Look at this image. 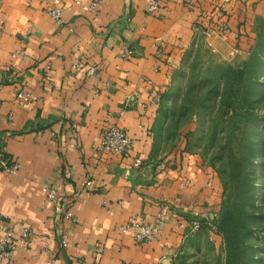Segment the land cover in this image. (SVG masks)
<instances>
[{
	"label": "crops",
	"instance_id": "0c3cea01",
	"mask_svg": "<svg viewBox=\"0 0 264 264\" xmlns=\"http://www.w3.org/2000/svg\"><path fill=\"white\" fill-rule=\"evenodd\" d=\"M188 1L194 8L159 0L151 14L146 0H101L95 11L82 8L90 0H61L71 7L57 24L47 3L0 0V151L19 163L15 175L0 170V213L15 224L16 245L0 264H178L187 232L179 223L205 215L219 192L198 162L152 157L163 94L196 27L224 21L231 40L251 13V0ZM124 47L133 50L128 58ZM20 48L26 58L15 54ZM75 64L97 71L86 76ZM20 90L30 93L28 102L16 98ZM107 125L131 137L130 158L93 154ZM134 157L144 165L132 166ZM43 183L70 202L74 223L54 212ZM132 219L158 225L159 234L135 242L117 229ZM20 221L32 229L28 243L19 238Z\"/></svg>",
	"mask_w": 264,
	"mask_h": 264
},
{
	"label": "rangeland",
	"instance_id": "374dc122",
	"mask_svg": "<svg viewBox=\"0 0 264 264\" xmlns=\"http://www.w3.org/2000/svg\"><path fill=\"white\" fill-rule=\"evenodd\" d=\"M250 6L231 40L196 27L163 94L152 157L198 162L219 192L185 218L178 264H264V0Z\"/></svg>",
	"mask_w": 264,
	"mask_h": 264
},
{
	"label": "built area",
	"instance_id": "2783aa9c",
	"mask_svg": "<svg viewBox=\"0 0 264 264\" xmlns=\"http://www.w3.org/2000/svg\"><path fill=\"white\" fill-rule=\"evenodd\" d=\"M32 1V0H31ZM49 4L46 9L47 14L50 18L57 24L63 23V13L66 9H70L71 6L62 4L61 0H39ZM215 2L218 0H214ZM101 0H90L86 5H82V8L86 11H95ZM185 7L192 9L195 3L188 0H181ZM75 3H79V0H75ZM160 7L159 0H146V11L153 14ZM206 16H211V14H206ZM211 19V18H210ZM96 20V18H94ZM213 28L222 35H225L228 27L223 21L219 24L215 23ZM15 54H21L23 58H26L24 49H18ZM133 54V50L130 47H124L122 51V57L128 58ZM8 69H13V65H9ZM46 73L48 67L46 68ZM74 70L76 72L83 71L86 76H94L97 71L96 65H89L83 69L82 64H75ZM16 98L22 102H28L30 100V93L25 90H20L16 93ZM156 101L159 100L158 96H155ZM71 145H74L75 136L71 135ZM133 146V141L130 136L121 128L115 125H107L101 135L99 143L97 144L93 154L98 155L100 153H113L121 156L124 159L131 157V149ZM145 160L142 157H134L132 159V166L142 167ZM19 163L13 159L6 157L0 151V170L7 172L8 174L15 175L18 171ZM86 185L90 184V181L85 182ZM41 190L46 196L47 201L53 207L54 212L62 218H67L71 222H75L76 218L70 213V202L62 198L58 189L55 185L49 183H43L41 185ZM15 223V222H14ZM19 226V238L28 243L32 236L31 227L24 222H16ZM14 225L9 220V218L0 213V230H2V236L0 237V257L10 258L15 250V237H14ZM197 222L193 223V227H196ZM179 227L183 228L185 224L179 223ZM117 229L123 233H131L133 239L137 243H146L153 240L159 234V226L153 224H147L142 220L132 219L127 223L120 224ZM59 243L62 248H66L70 245L68 239L67 230L61 228L59 230Z\"/></svg>",
	"mask_w": 264,
	"mask_h": 264
}]
</instances>
